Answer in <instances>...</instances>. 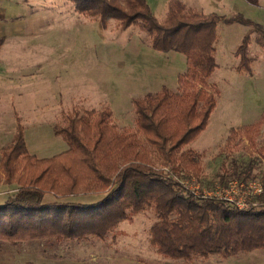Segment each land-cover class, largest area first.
I'll list each match as a JSON object with an SVG mask.
<instances>
[{
    "label": "trees",
    "instance_id": "obj_1",
    "mask_svg": "<svg viewBox=\"0 0 264 264\" xmlns=\"http://www.w3.org/2000/svg\"><path fill=\"white\" fill-rule=\"evenodd\" d=\"M65 1L74 12L98 19L102 27L108 19H115L121 30L137 27L153 50L182 55L186 69L177 79L180 91L162 87L132 100L133 131L118 129L108 108L84 110L67 116L66 126L53 127L67 149L37 158L28 152L17 124L11 143L0 149V186H14L0 205V242L103 239L121 222L150 209L156 218L148 231L150 246L166 259L192 262L264 248V183H260L262 194L252 200L259 205L238 210L168 179L153 168L146 150L168 162L177 161L171 167L175 173L200 170L198 154L183 148L206 128L216 105L218 91L208 80L217 68V24L239 23L248 28L234 53L235 70L247 74L252 65L250 35L264 53V26L240 14L197 13L179 0L167 3L161 22L146 0ZM259 127L256 122L231 129L228 141L240 132L252 143L253 131ZM257 155L264 161V144ZM92 193L102 197L82 204L66 199ZM46 195L55 199L44 202Z\"/></svg>",
    "mask_w": 264,
    "mask_h": 264
},
{
    "label": "rangeland",
    "instance_id": "obj_2",
    "mask_svg": "<svg viewBox=\"0 0 264 264\" xmlns=\"http://www.w3.org/2000/svg\"><path fill=\"white\" fill-rule=\"evenodd\" d=\"M45 1L65 4L67 9L52 19L50 32L41 31L40 37L25 44L27 47L24 43L13 45L16 58L3 52L0 59V68L6 69L5 89L0 81V149L11 143L18 124L28 152L37 158H50L67 149L66 143L53 133L54 126H66L67 116L108 108L118 129L133 131L134 98L153 95L162 87L180 91L177 79L186 69L182 55L153 50L137 27L121 30L115 19H108L102 27L98 19L74 12L65 0ZM146 1L161 22L170 0ZM179 1L197 13L223 17L240 14L264 26V0ZM247 30L239 23L217 24V68L208 80L218 91L216 105L206 128L183 148L198 154L200 170L195 174L175 173L171 167L177 161L158 158L146 148L156 171L180 181L198 195L213 194L234 181L245 188L252 181L264 183V161L257 155V149L264 144V53L256 45L254 34L250 35L249 45L251 74L235 70L238 59L234 53ZM256 122L260 127L253 131L252 143L240 132L228 141L231 129ZM13 192L14 186H0V205ZM101 197L92 193L66 199L82 204ZM54 199L46 195L43 201ZM155 221L154 212L147 209L121 222L103 239L0 242V264H264V248L229 257L211 255L192 262L166 259L150 246L148 231Z\"/></svg>",
    "mask_w": 264,
    "mask_h": 264
},
{
    "label": "crops",
    "instance_id": "obj_3",
    "mask_svg": "<svg viewBox=\"0 0 264 264\" xmlns=\"http://www.w3.org/2000/svg\"><path fill=\"white\" fill-rule=\"evenodd\" d=\"M64 5L45 0H0V59L4 56L3 52L8 57L16 58L13 45H25L40 37L41 31L50 32L52 19L59 18L67 9ZM4 74L6 69L0 68V81L5 89Z\"/></svg>",
    "mask_w": 264,
    "mask_h": 264
},
{
    "label": "built area",
    "instance_id": "obj_4",
    "mask_svg": "<svg viewBox=\"0 0 264 264\" xmlns=\"http://www.w3.org/2000/svg\"><path fill=\"white\" fill-rule=\"evenodd\" d=\"M234 181L233 183H228L225 189L217 190L215 193L205 192L202 197L206 198H216L221 200L226 205L236 208L238 210H247L251 206L254 207L255 203L251 202V199L262 194V186L257 181H252L248 187L245 188L244 185H239ZM245 188V189H243ZM197 194L195 191H193Z\"/></svg>",
    "mask_w": 264,
    "mask_h": 264
}]
</instances>
